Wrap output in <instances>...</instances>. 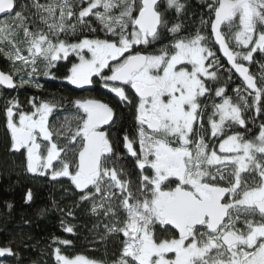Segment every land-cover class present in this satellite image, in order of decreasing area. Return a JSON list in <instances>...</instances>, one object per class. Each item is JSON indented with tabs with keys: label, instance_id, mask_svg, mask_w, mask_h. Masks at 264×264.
I'll return each instance as SVG.
<instances>
[{
	"label": "snow or ice",
	"instance_id": "1",
	"mask_svg": "<svg viewBox=\"0 0 264 264\" xmlns=\"http://www.w3.org/2000/svg\"><path fill=\"white\" fill-rule=\"evenodd\" d=\"M204 8L191 32L185 0H0V55L12 64L0 86L39 89V76L55 79L57 63L74 56L68 84L98 81L133 114V127L113 136L117 108L99 99L69 101L55 123L62 103L32 97L26 109L13 98L4 108L24 170L66 178L108 219L105 235L121 238L112 264H264V122L244 134L247 113L264 121V0ZM235 74L233 100L221 78ZM16 255L0 246V258ZM54 255L97 264L59 247Z\"/></svg>",
	"mask_w": 264,
	"mask_h": 264
},
{
	"label": "trees",
	"instance_id": "2",
	"mask_svg": "<svg viewBox=\"0 0 264 264\" xmlns=\"http://www.w3.org/2000/svg\"><path fill=\"white\" fill-rule=\"evenodd\" d=\"M26 0H21V3ZM30 2V0H27ZM44 2V0H42ZM190 8L185 23L188 30L195 32L200 27V17L206 9L207 0H185ZM170 15H175L174 10ZM207 19V17H205ZM85 35H91L84 30ZM103 36V32L97 33ZM71 39V38H70ZM165 39L162 43H167ZM259 59V58H257ZM72 60L59 61L53 74L55 79L39 76L41 88L25 86L14 90L0 88V246H11L17 253L15 257L0 258L3 264H57L55 249L60 248L61 254L69 257L84 255L90 260L105 264H112L120 247L121 238L117 235H105L104 225L109 223L103 216L91 213L88 204L79 202V195L73 190L66 178L53 181L47 176H34L24 170V157L19 153L10 151V134L6 129L4 108L8 100L19 99L27 109L28 101L32 97L38 100H48L63 104V110L55 113L53 122L68 114L69 101L80 96L76 87L63 80ZM0 69L7 72L12 69L9 61L0 55ZM250 72L259 77L260 63L250 66ZM221 83L226 84L228 94L236 99L233 91L242 80L233 75L232 80ZM87 97L103 99V92L98 84H94L84 94ZM105 102L117 108V123L113 129V136L122 134L124 130L133 127V114L128 109L118 107L113 94L105 89ZM211 105V99L206 101ZM249 118L250 131L244 133L246 138H252L257 133L259 124L264 122L260 118L255 124ZM244 132L243 129H238ZM129 168L131 163L129 162ZM31 189L33 200L25 203V193ZM12 205L11 208L8 205ZM71 212V215L68 213ZM63 222V224H62ZM65 226H72L73 232L64 231ZM69 241L61 244L59 241Z\"/></svg>",
	"mask_w": 264,
	"mask_h": 264
},
{
	"label": "flooded vegetation",
	"instance_id": "3",
	"mask_svg": "<svg viewBox=\"0 0 264 264\" xmlns=\"http://www.w3.org/2000/svg\"><path fill=\"white\" fill-rule=\"evenodd\" d=\"M69 60H72V62H75V57L74 56H70L69 57ZM64 61V60H63ZM71 62V63H72ZM96 78H94V80H95ZM94 84H98L99 85V88L102 90V92H103V99L101 100V98H98V97H87V96H84V94L85 93H87L88 91H89V88L90 87H93L94 86ZM93 85H90V86H85L83 89H80V88H77L76 89V91L77 92H79V94H80V96L78 97V98H95V99H99V100H101V101H104L105 102V88H103V86H102V83H100V82H96V83H94ZM77 99V98H76ZM88 207L90 208V205L88 204ZM104 219H105V217H104ZM82 256H84V255H82ZM84 257H86V256H84ZM87 258V257H86ZM89 259V258H88ZM90 260V259H89ZM93 261V260H92ZM98 263H100V264H105V262L104 263H101V262H97V264Z\"/></svg>",
	"mask_w": 264,
	"mask_h": 264
},
{
	"label": "water",
	"instance_id": "4",
	"mask_svg": "<svg viewBox=\"0 0 264 264\" xmlns=\"http://www.w3.org/2000/svg\"><path fill=\"white\" fill-rule=\"evenodd\" d=\"M1 70V69H0ZM235 75H237L238 76V74H235ZM1 88H3V89H5V90H7V91H9V90H14V89H9V88H7V87H5V86H0Z\"/></svg>",
	"mask_w": 264,
	"mask_h": 264
},
{
	"label": "rangeland",
	"instance_id": "5",
	"mask_svg": "<svg viewBox=\"0 0 264 264\" xmlns=\"http://www.w3.org/2000/svg\"><path fill=\"white\" fill-rule=\"evenodd\" d=\"M9 66L12 67V64H11L10 62H9ZM70 67H71V65H70ZM70 67H69V68H70ZM49 78H50V77H49ZM63 80H64V79H63ZM0 88H1V87H0ZM1 89H3V88H1ZM15 89H16V88H15ZM4 90H5V89H4ZM73 257H75V256H73ZM98 264H100V263H98Z\"/></svg>",
	"mask_w": 264,
	"mask_h": 264
}]
</instances>
